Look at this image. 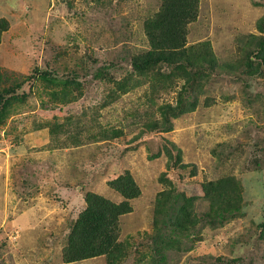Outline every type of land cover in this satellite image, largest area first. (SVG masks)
Instances as JSON below:
<instances>
[{
    "label": "rangeland",
    "instance_id": "obj_1",
    "mask_svg": "<svg viewBox=\"0 0 264 264\" xmlns=\"http://www.w3.org/2000/svg\"><path fill=\"white\" fill-rule=\"evenodd\" d=\"M198 5L187 44H203L204 66H216L192 82L172 65L133 67L161 0H0V76L37 67L74 80H27L0 124V264H107L65 262L64 235L87 191L125 199L109 181L127 171L141 193L120 219L127 250L116 264H264V0ZM227 177L244 207L218 224L233 185L219 184L221 195L209 183Z\"/></svg>",
    "mask_w": 264,
    "mask_h": 264
},
{
    "label": "trees",
    "instance_id": "obj_2",
    "mask_svg": "<svg viewBox=\"0 0 264 264\" xmlns=\"http://www.w3.org/2000/svg\"><path fill=\"white\" fill-rule=\"evenodd\" d=\"M198 8V0H161L159 10L155 12L153 17L145 21L149 48L134 55V69L147 74L157 69V65L163 63L172 65L184 74H190L189 79L192 82H195L197 78H208L203 70L207 68L209 71L215 70L216 60H207L211 65H208L209 67L204 66L206 56L209 53L204 51L203 44L190 46L187 44V25L196 20ZM8 29L9 21L7 18L1 17L0 44ZM262 44L264 45V42ZM197 51H201L202 56ZM203 55L204 58L200 65L197 57H203ZM33 70L23 79L14 80L13 82H8L6 78H3V75L0 76V124L6 122L5 120L10 116L11 111L18 102H23L27 98L26 91L19 90L27 80L37 81V79H40L48 84H57L60 81L68 84L74 82L70 78L63 80L50 70L42 71L37 67ZM61 94L65 96L67 92L64 91ZM56 95L55 90L51 91L52 98ZM220 180L209 183V186L224 195L220 186L224 182L233 185L232 193H234V196H224L226 202L225 204L222 203L219 211H217L218 224H224L242 214L244 204L238 185L232 181L235 180V177ZM109 183L125 199L121 202H115L95 191L89 190L85 193V205L77 217L72 220L70 232L64 235V238L67 236V244L62 253L65 262H76L106 255L107 264H116L125 254L127 248L123 247V243L119 240L120 219L123 215L132 211L129 200L139 196L141 189L129 171L118 175ZM71 184L72 181L67 182L69 187ZM179 196H182V194L179 193ZM212 211L211 207L206 213L213 218L209 224L215 226V217ZM172 220L175 225H180L181 218ZM258 227L261 229L259 235L264 236V222L259 223ZM165 229H168L167 224ZM166 234L168 236V231ZM157 236L156 234L154 239ZM167 240L164 239V242H167Z\"/></svg>",
    "mask_w": 264,
    "mask_h": 264
},
{
    "label": "crops",
    "instance_id": "obj_3",
    "mask_svg": "<svg viewBox=\"0 0 264 264\" xmlns=\"http://www.w3.org/2000/svg\"><path fill=\"white\" fill-rule=\"evenodd\" d=\"M25 181H27V180H25ZM68 182V181H67ZM67 182H66V184H67ZM67 186V185H66ZM69 187V186H68ZM28 201H23V205H24V211L26 210V209H29V216H35V213H33L32 211H31V207L30 206H27L25 203H27ZM19 204H21V201L19 202ZM40 220V219H39ZM41 221V220H40ZM43 221V220H42Z\"/></svg>",
    "mask_w": 264,
    "mask_h": 264
}]
</instances>
